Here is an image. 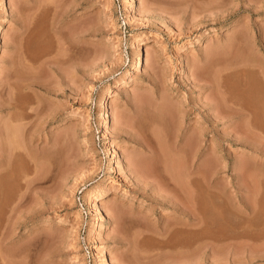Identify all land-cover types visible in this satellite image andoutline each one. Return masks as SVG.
I'll return each instance as SVG.
<instances>
[{"label":"rangeland","instance_id":"374dc122","mask_svg":"<svg viewBox=\"0 0 264 264\" xmlns=\"http://www.w3.org/2000/svg\"><path fill=\"white\" fill-rule=\"evenodd\" d=\"M246 102L264 128V0H0V264H264Z\"/></svg>","mask_w":264,"mask_h":264},{"label":"bare ground","instance_id":"6f19581e","mask_svg":"<svg viewBox=\"0 0 264 264\" xmlns=\"http://www.w3.org/2000/svg\"><path fill=\"white\" fill-rule=\"evenodd\" d=\"M142 65H143V59L141 58V56H139L138 58H137V63H136V67H137V69H140V68H142ZM226 85H227V83L225 84V88H226ZM248 94H249V92H248ZM247 97V96H246ZM251 99H253V98H251ZM240 100V99H239ZM245 100L247 101V99L245 98ZM249 101V100H248ZM252 101V100H251ZM244 102V101H243ZM246 103H248V102H246ZM239 104V103H238ZM253 104V103H252ZM15 106V105H14ZM163 107V106H162ZM160 108V107H158L157 109H159V117L157 118L158 119V121L159 122H161V124H163V123H165L166 121H165V118H166V115H167V111H166V109H164V107L163 108ZM259 107V106H258ZM258 107H257V109H256V106H251V104H249L248 103V105L247 104H239V107H237V108H233L232 110L234 111V112H237V113H241L242 114V116L243 117H248V116H250L252 119V121L253 120H255V122L256 123H254V125H255V127L256 128H258V130H261L263 127H262V124H261V115H262V112H260V109H258ZM15 108H16V106H15ZM262 110V109H261ZM154 111V110H153ZM155 113V112H154ZM264 114V113H263ZM14 117H12L11 119H13V120H17L18 119V117H17V115H13ZM229 118V117H228ZM156 119V118H155ZM153 120V119H152ZM163 120H164V122H163ZM157 121V122H158ZM230 122L232 121H234V119L232 120V119H230L229 120ZM261 121V122H260ZM167 125V124H166ZM163 127H165V124H164V126ZM165 129V128H164ZM264 129V128H263ZM249 131V129H248V127H246V126H244L243 127V129L241 130V134H242V137H245L246 138V135H247V132ZM152 136V135H151ZM188 142V146H187V151L188 150H190V151H192V150H194L195 152L198 150V148L196 147V144H195V140L192 138V137H190V139L187 141L186 140V143ZM142 144H143V149H150L153 153H156V151H157V147H154L155 145H153V143H155L154 141L152 142V140H149V141H145V143L142 141L141 142ZM160 143V142H159ZM156 145H157V143H155ZM185 148V147H184ZM160 150H162V151H164L165 149H164V147H160ZM184 151H185V149H183ZM138 159V158H137ZM136 160V159H135ZM139 160V159H138ZM141 160V159H140ZM173 160V159H172ZM171 160V161H172ZM137 162L138 161H136V164H137ZM142 165V164H141ZM141 165L139 164V166L141 167ZM138 166V167H139ZM177 166V165H176ZM137 167V166H136ZM137 167V168H138ZM139 167V168H140ZM144 166H142V168H143ZM141 169V168H140ZM144 169H145V167H144ZM143 169V170H144ZM153 169V168H152ZM172 169V168H171ZM176 169H178V168H176ZM175 169V170H176ZM146 170V169H145ZM141 172H142V170H140ZM181 173V172H180ZM192 173V172H191ZM173 171L171 172V174H170V176H169V178L172 180V181H174V184L176 183V187H177V191L179 192V195H180V197H181V199H182V201H183V199H186V198H188V200H189V203H190V205H189V208H188V211H186L185 209H184V207L182 206V204L184 203V201L182 202L180 199H176L177 201H178V205H180V208L185 212V216H186V220L187 221H190V220H192V222H191V225H192V227L191 228H187V227H176L180 232H182V230L183 229H188L189 231L191 230V232H192V234L194 233L195 235L194 236H196V235H198L199 233H200V229H202V228H204V227H202V228H200L201 227V223H203V221H202V218H201V214L200 213H202L201 212V210L203 209V208H201V194H200V191H199V181H200V176L199 175H194L193 176V174L191 175V174H189V177L191 178L190 179V183H191V187L190 188H186L185 189V187H181L180 186V184L178 183L179 182V178H177L178 177V173L177 174H173ZM180 177V176H179ZM155 179V178H154ZM180 186H178V185ZM181 184H183V183H181ZM7 186V185H6ZM174 186V187H175ZM9 189V188H8ZM12 189V188H11ZM189 189V190H188ZM186 197V198H185ZM204 219V218H203ZM205 223V222H204ZM175 230V229H174ZM177 231V230H176ZM183 231H185V230H183ZM167 232H168V230H167ZM202 233V232H201ZM206 233H208V232H206ZM243 232H241L240 234L239 233H237L238 235H236V234H229V233H223L222 235H221V233L219 234V233H217V234H219V235H221V236H218L216 233H215V236H213V235H210V238L212 239H214V240H222V241H227V240H231V239H235V238H238V237H243V238H245V234H242ZM180 234V233H179ZM213 234V233H212ZM177 235V234H176ZM170 236H171V234H170ZM193 236V235H192ZM250 236V235H249ZM166 237V236H165ZM197 237V236H196ZM195 237V238H196ZM246 237H247V235H246ZM177 239H179V238H177ZM197 239V238H196ZM195 239V240H196ZM1 240V239H0ZM171 240V239H170ZM169 240V241H170ZM184 240V239H183ZM177 241V240H176ZM180 241V240H179ZM182 241V240H181ZM188 241V240H187ZM229 242V241H228ZM178 243V242H177ZM183 243V242H182ZM190 243H192V241H190ZM194 244H196V241H194L193 242ZM192 243V244H193ZM1 244V243H0ZM184 244V243H183ZM186 244V243H185ZM187 244H189L188 242H187ZM186 244V245H187ZM193 244V245H194ZM180 246V245H179ZM182 246V245H181ZM183 246H185V245H183ZM189 246V245H188ZM1 249V248H0ZM0 256H3V254L1 255V253H0ZM4 259V258H3ZM3 261V260H2Z\"/></svg>","mask_w":264,"mask_h":264}]
</instances>
